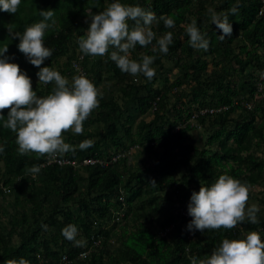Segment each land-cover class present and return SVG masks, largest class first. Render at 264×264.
<instances>
[{
  "label": "trees",
  "instance_id": "trees-1",
  "mask_svg": "<svg viewBox=\"0 0 264 264\" xmlns=\"http://www.w3.org/2000/svg\"><path fill=\"white\" fill-rule=\"evenodd\" d=\"M111 2L21 0L16 14L0 10V47L8 45L10 62L31 78L39 96L50 94L53 85L38 82L39 68L19 51V37L11 39L6 26L22 34L43 19L40 9L54 10L55 23L44 37L53 54L41 67L49 66L71 82L81 74L78 62L102 93L83 134H63L73 146L86 139L94 146L65 156L106 161L47 165L46 157L21 156L15 133L0 122L5 149L0 153L5 187L0 189V264H18L21 258L28 264H190L189 257H209L224 238L257 231L264 240V0H121L155 13L157 20L162 15L175 20L174 28H165L163 21L152 25L157 37L172 32L167 54L152 52V45L132 51L131 58L138 61L142 54L156 57L150 81L121 72L107 55L79 51L76 41L87 31V16ZM233 7L238 8L234 15L229 11ZM209 8L228 15L231 37L219 39ZM193 20L210 41L207 52L189 44L184 27ZM8 111H3L5 119ZM33 166L40 173L30 174ZM224 174L250 186L248 206L253 204L251 188H259L260 222L194 230L193 238L187 228L192 217L181 208L187 209L193 191ZM69 224L77 227L82 246L61 234ZM85 248L89 253L80 257ZM65 254L69 262L62 261Z\"/></svg>",
  "mask_w": 264,
  "mask_h": 264
},
{
  "label": "clouds",
  "instance_id": "clouds-1",
  "mask_svg": "<svg viewBox=\"0 0 264 264\" xmlns=\"http://www.w3.org/2000/svg\"><path fill=\"white\" fill-rule=\"evenodd\" d=\"M21 0H0V10L16 14ZM236 14L237 7L230 10ZM211 22L220 30L219 39L223 41L231 37L233 26L227 14H218L215 10H207ZM40 22L27 26L23 33L14 31L8 24L7 31L11 39L19 37V51L27 60L39 68L36 73L38 82L52 84L50 94L39 96L33 90L31 78L20 69L17 63L10 62L6 55L8 45L0 47V122L2 127L15 133V143L19 155L34 153L37 159L47 157L49 161L63 157L69 152L75 155L77 148L81 151L94 146V141L83 140L78 146L65 142L64 133L72 132L82 135L83 124L99 107L98 91L94 83L84 74L69 79L49 66L41 67L45 59L53 54V49L45 46L44 37L55 21L52 9H40ZM90 23L84 35L78 37L76 43L79 51L87 56H108L117 68L133 77L143 75L152 80L156 74L152 67L153 55H141L139 61L131 58L132 51L139 45H152V52L167 54L173 43L172 32L157 37L152 30L153 23L163 21L165 28H174L175 20L162 15L157 20L155 13L138 5L124 4L121 0H113L95 14L87 16ZM51 21L52 23H48ZM129 21L134 22L130 27ZM191 47L208 51L210 41L197 27L195 20L184 27ZM155 40V44L152 42ZM8 109L7 118L3 111ZM0 146V153L4 152ZM29 173H40L39 166L28 169ZM155 186V181L151 182ZM250 186L227 174L220 175L211 186L201 185L199 191H193L187 207L192 217L187 228L189 231L233 229L245 222L258 224L257 213L260 208L256 204L248 206ZM46 228L47 225H42ZM65 239L75 246H82L77 240L78 229L69 224L61 230ZM190 264H264V240L257 231H249L244 238H224L211 255L205 259L189 257ZM6 264H17L7 261ZM18 264H28L21 258Z\"/></svg>",
  "mask_w": 264,
  "mask_h": 264
},
{
  "label": "built area",
  "instance_id": "built-area-1",
  "mask_svg": "<svg viewBox=\"0 0 264 264\" xmlns=\"http://www.w3.org/2000/svg\"><path fill=\"white\" fill-rule=\"evenodd\" d=\"M81 57H83V56H81ZM75 68L78 71V73H82V74H84L87 77L86 71L81 69V67H80L78 62L75 63ZM118 156L119 155H115L113 157V160H116L118 158ZM55 163L60 164V165L66 164V165H72V166H80V165H93V164H97V163L105 164L106 161L101 159V158H99V157H86V158H84L82 160H78V159H73V158H70V157L63 156V157H59V158H57L56 160H53V161H49L48 158H47V163H46L47 165H51V164H55ZM2 184L3 183L0 182V189H2L3 186H4ZM181 211L186 217H188V218L191 217L190 215H188V211H187L186 208L182 207ZM189 232H190V235L193 238H195L194 230L193 231H189ZM93 242H95V245H99L100 242H101V239H99V238L95 239ZM88 253H89V250H87L85 248V249H83L80 252V257H86ZM62 261L69 262V257L66 254L63 255Z\"/></svg>",
  "mask_w": 264,
  "mask_h": 264
},
{
  "label": "rangeland",
  "instance_id": "rangeland-1",
  "mask_svg": "<svg viewBox=\"0 0 264 264\" xmlns=\"http://www.w3.org/2000/svg\"><path fill=\"white\" fill-rule=\"evenodd\" d=\"M234 116H235V115H234ZM148 119H149V117H148ZM251 190H252V191H251V198H250V200H251V204L253 203V204L258 205V207H260V205H261V201L258 200V195H257V192H256V191L259 190V188H258V187L255 188L256 191H254V188L252 187ZM252 194H253V195H252Z\"/></svg>",
  "mask_w": 264,
  "mask_h": 264
},
{
  "label": "crops",
  "instance_id": "crops-1",
  "mask_svg": "<svg viewBox=\"0 0 264 264\" xmlns=\"http://www.w3.org/2000/svg\"><path fill=\"white\" fill-rule=\"evenodd\" d=\"M2 190H5V187H4V188H2Z\"/></svg>",
  "mask_w": 264,
  "mask_h": 264
}]
</instances>
